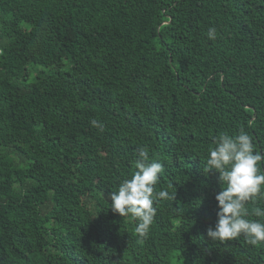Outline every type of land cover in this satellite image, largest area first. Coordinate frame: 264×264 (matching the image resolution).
<instances>
[{
	"label": "trees",
	"instance_id": "1",
	"mask_svg": "<svg viewBox=\"0 0 264 264\" xmlns=\"http://www.w3.org/2000/svg\"><path fill=\"white\" fill-rule=\"evenodd\" d=\"M0 48V264H264L207 236L203 167L241 128L264 154V0H0ZM145 146L177 192L142 239L110 193Z\"/></svg>",
	"mask_w": 264,
	"mask_h": 264
},
{
	"label": "clouds",
	"instance_id": "2",
	"mask_svg": "<svg viewBox=\"0 0 264 264\" xmlns=\"http://www.w3.org/2000/svg\"><path fill=\"white\" fill-rule=\"evenodd\" d=\"M210 39L216 31L210 28ZM92 125L102 128L96 120ZM264 154L256 150L253 138L241 128L239 134L221 133L213 137V146L203 167L206 173L219 174L222 190L215 199L217 220L209 226L207 236L212 241H233L241 236L250 245L264 244V169L261 168ZM136 171L130 179H124L118 190L110 193L111 209L121 217L137 221L135 232L147 238L155 219L160 200L175 201L176 192L168 189L156 191L165 171L164 165L150 159L148 148L141 147L135 160ZM168 188H173L172 184Z\"/></svg>",
	"mask_w": 264,
	"mask_h": 264
},
{
	"label": "rangeland",
	"instance_id": "3",
	"mask_svg": "<svg viewBox=\"0 0 264 264\" xmlns=\"http://www.w3.org/2000/svg\"><path fill=\"white\" fill-rule=\"evenodd\" d=\"M25 25V23L23 24ZM55 69V67H45L43 65H38V64H35V65H30V76L26 79V80H23L22 82L23 83H30V82H33L37 79V75L39 74L38 72L40 71L41 73H48L50 71H53Z\"/></svg>",
	"mask_w": 264,
	"mask_h": 264
},
{
	"label": "built area",
	"instance_id": "4",
	"mask_svg": "<svg viewBox=\"0 0 264 264\" xmlns=\"http://www.w3.org/2000/svg\"><path fill=\"white\" fill-rule=\"evenodd\" d=\"M1 51H2V50H1V48H0V53H1Z\"/></svg>",
	"mask_w": 264,
	"mask_h": 264
}]
</instances>
